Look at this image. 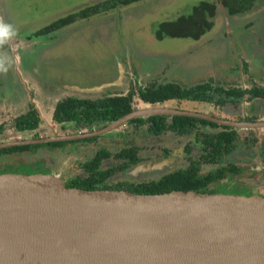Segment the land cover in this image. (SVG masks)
<instances>
[{"label": "rangeland", "instance_id": "rangeland-1", "mask_svg": "<svg viewBox=\"0 0 264 264\" xmlns=\"http://www.w3.org/2000/svg\"><path fill=\"white\" fill-rule=\"evenodd\" d=\"M104 1L108 0H0V19L15 25L18 30L13 43L14 55L10 47L4 49L14 58V63L6 75L0 74V85L9 84L12 80L18 86L14 93L2 91L8 98L3 106L8 109L10 99L14 97L12 102L17 101L19 104L21 101L23 104L20 108L25 110V105L30 103L33 96L38 97L36 101L45 104L47 110L52 105L55 107L69 93V97H87L72 93L71 89L64 86L104 85L116 78L118 66L123 74L122 87L108 88L98 92L97 96L124 95L126 91H134L139 85L146 86L151 81L157 85L173 83L181 88L200 84H209L214 89L238 87L247 92L243 86L248 80L253 89H263L260 83L264 82V0L256 3L248 12L232 16H226L217 4L218 0H140L77 20L49 36L34 40L29 37L58 19ZM200 2L214 4L217 11L211 19V28L198 39L171 38L165 34L161 39L155 37L159 23L171 22L189 14L191 8ZM26 58L32 68L25 61ZM38 90H41L40 94H35ZM246 99L245 95L240 100L244 109L248 108L250 113L254 111L257 115L262 112L259 117L264 116V101H257L248 107L245 105ZM183 104L190 108L191 103ZM131 105L134 110L145 107L175 109L177 105L184 106L176 101L147 105L141 103L135 95L132 96ZM198 112H202V109ZM13 113L16 112L13 110ZM40 126L42 128L35 133L41 138L52 134L61 136L87 133L101 127L75 128L73 124L56 125L52 122L45 123V126L40 122ZM128 127H120L93 142L67 144L61 150L40 148L2 157L0 172L23 175L54 173L68 181L83 176L80 165L88 161L96 150L115 153L131 146L139 149L138 154L143 162L115 175L108 183L154 179L185 164L182 163L180 144L188 141L185 138L178 140L169 134L152 138ZM239 133L240 140L242 138L244 141H237L233 153L216 166H202L200 174L203 176L219 169V164H233L236 171L224 173V179L215 182L210 188L222 194L264 195V162L263 165L259 163L255 166L248 162L254 154L248 152L251 147H264V130ZM30 138L32 133H16L12 128V120L3 124L0 143ZM191 148L198 146L193 144ZM163 151L171 153L164 154ZM246 151L248 153L244 154L245 157L251 155L248 164L242 162L241 154ZM113 163L108 160L103 166L108 167ZM146 166L159 168L146 170ZM140 167L144 170L138 169Z\"/></svg>", "mask_w": 264, "mask_h": 264}, {"label": "water", "instance_id": "water-1", "mask_svg": "<svg viewBox=\"0 0 264 264\" xmlns=\"http://www.w3.org/2000/svg\"><path fill=\"white\" fill-rule=\"evenodd\" d=\"M13 43L8 47L14 55ZM151 116L190 117L236 131L264 130V120L232 121L145 107L89 133L8 141L0 149L94 138ZM0 264H264V196L88 191L66 187L54 173H2Z\"/></svg>", "mask_w": 264, "mask_h": 264}, {"label": "trees", "instance_id": "trees-1", "mask_svg": "<svg viewBox=\"0 0 264 264\" xmlns=\"http://www.w3.org/2000/svg\"><path fill=\"white\" fill-rule=\"evenodd\" d=\"M140 0H108L92 6L85 7L75 13L69 14L64 18L58 19L49 25H46L33 32L29 37L47 36L72 24L77 20L87 19L107 9H112L118 5H128L131 2ZM261 0H218L217 4L223 8L226 15L232 16L248 12L253 6ZM217 8L214 4L200 2L191 8L189 14L178 17L171 22L159 23L154 33L157 39L163 35L171 38H190L198 39L211 28V19L216 14ZM143 104H163L167 101H176L178 104H190L189 109L199 110L201 113L218 117L222 110H229L230 107L238 109L240 100L246 95L247 101L253 99H264V89H249L247 92L239 90L238 87L230 89L212 88L209 84L195 85L189 88H181L173 83L162 85L149 84L139 85L134 89L126 91L124 95L105 96L96 99L68 97L59 101L52 112V121L57 124L73 123L75 128L90 127L93 124H109L131 110L132 96ZM192 105V106H191ZM184 108L185 105L183 106ZM216 112V113H214ZM253 121V119L236 117L232 121ZM38 116L32 107L23 115L13 120L12 128L16 133H32L38 127ZM167 122V123H166ZM149 124L147 132L152 135H160L165 132L182 136L195 130L193 140L199 144V152L195 156H190V146L186 145L185 153L187 165L183 169L170 171L154 179H148L139 182L118 181L110 184L107 180L111 179L115 173L124 172L139 162L136 148L122 149L114 154L105 150H99L85 163L81 165L83 176L74 177L65 181L66 187H75L83 190H119L134 194H161L172 190L194 191L197 193H214L208 188L212 183L224 179V173L235 172L234 166H225L209 172L204 176L199 175L202 165H215L219 160L227 155L235 147L239 137L238 132L233 129L217 126L213 123L194 119L190 117H164L151 116L147 118L133 119L128 124L141 126ZM199 128H206L203 131ZM0 126V134L2 133ZM91 141V140H89ZM64 143H53L47 145L35 146H16L0 149V158L13 154L28 153L33 150L47 147L50 149L59 148ZM113 160L117 162L114 167H101L104 160ZM7 173V172H0Z\"/></svg>", "mask_w": 264, "mask_h": 264}, {"label": "crops", "instance_id": "crops-1", "mask_svg": "<svg viewBox=\"0 0 264 264\" xmlns=\"http://www.w3.org/2000/svg\"><path fill=\"white\" fill-rule=\"evenodd\" d=\"M4 51H6V50H4ZM27 58L25 59V61L28 63L29 67L32 68L30 66L29 61H28ZM246 61L247 62H250L248 60H246ZM253 68L254 67H252V71H253ZM117 69H118V71L115 73L116 78L114 80H112L111 82H109V83H105L104 85H100V86H82V87H85V88L78 87L76 85L75 86H71L70 85V86H64V87L65 88H68L69 90L71 89L72 93H79V95L83 94V95H86L87 97L88 96H95V95H97V93L99 91H93L94 89H96L98 87H102V86L112 85V83H115V84H113L112 86H108L107 88L103 89L102 91L104 92V91L108 90V88L109 89L110 88L111 89H116V88L119 89V88L122 87L121 85L123 84V74H122V71H121L120 66H118ZM32 71L35 72L34 69H32ZM119 73H120V79H119V81H117ZM252 74L254 75L255 73H252ZM0 77L2 78L1 75H0ZM16 84H17L16 82L13 83V81L11 80V82L9 84H4L3 83V84L0 85V115H1L0 116V126H2V128H3V124L6 123V122H8V120H12V122H13V120L16 117H18L20 115H23L25 112H27V107L28 106L29 107H32V109L35 110V112H36V114H37L40 122H43L44 124L47 123V122L50 123L51 122V114H52V111H53V110L50 111V109H53L54 108V105H52L51 108L49 107V109L46 110L45 109V107H46L45 104L44 105L43 104H39L36 101L38 97H33L32 96L31 97V100H30V103L28 105H25L26 106L25 107V110H23V109L20 108V106L23 104L21 101L18 102L19 104L16 103L17 101L15 103L12 102V99L14 97L12 99H10L11 101H10V105H9L8 109H7V106H3V104H6L5 101H7L8 98H7V95H5V94L2 93V91H7L8 90L11 93H14V91L17 89L16 86H18V84L17 85ZM150 84H155V82L151 81ZM263 84H264V82L260 83V86L264 89V85ZM147 85H149V84H147ZM86 87H88V88H86ZM243 88L244 89H247V90H249V89L252 88L251 87V84L249 83L248 80H246V82L244 83ZM40 91L41 90H38V92H35V94H40ZM69 96H70V93L67 94V95H65V98L66 97H69ZM71 97H73V95H71ZM15 100H16V98H15ZM171 101H167V102H171ZM257 101H264V99H253L251 101H247V99H246L245 105H247L248 107H252L254 105V103H256ZM167 102H165V103H167ZM183 108L184 107H180V109H182V110H188V111L190 110V111H193V110L189 109L188 107H186L185 109H183ZM13 110L16 112L15 114L13 113ZM214 113H216V112H214ZM261 113H259L258 115L255 114L254 111L250 113V111L248 110V108L247 109H244V107H242L241 101H240L239 106H238V109L235 110L234 107H230L228 111L227 110H222L221 111V114H219V117L220 118H223V119H228V120H233L236 117H245V116H247V117L252 116V117H254L256 119H260V118H263L264 119V116L259 117V115ZM203 131L205 132V130H203ZM239 132H244V131H239ZM239 132H238V135H240Z\"/></svg>", "mask_w": 264, "mask_h": 264}, {"label": "flooded vegetation", "instance_id": "flooded-vegetation-1", "mask_svg": "<svg viewBox=\"0 0 264 264\" xmlns=\"http://www.w3.org/2000/svg\"><path fill=\"white\" fill-rule=\"evenodd\" d=\"M82 20H84V19H82ZM76 22V21H75ZM74 23V22H73ZM72 23V24H73ZM71 25V24H70ZM66 27V26H65ZM41 37H43V36H40V37H36V38H34V37H31V40H34V39H39V38H41ZM29 40V39H28ZM126 93V92H125ZM95 96H97V95H95ZM66 98H68V97H66ZM76 98V97H75ZM83 98H86V99H96V98H100V96H97V97H93V96H88V97H83ZM65 99V98H64ZM63 100V99H62ZM164 104V103H163ZM154 105H162V104H153L152 106H154ZM131 107H132V105H131ZM175 109H177V110H180V106H178L177 105V107H175ZM133 110V109H132ZM53 112V111H52ZM26 113V112H25ZM51 116H52V114H51ZM220 118V117H219ZM245 119H247V118H250V119H253V121H256L257 119L256 118H254V117H252V116H250V117H247V116H245L244 117ZM223 119V118H222ZM261 119V118H260ZM233 120H235V119H233ZM38 121H39V118H38ZM131 121V120H130ZM243 121H245V120H243ZM51 122L53 123V124H56V125H65V124H73V123H61V124H57V123H54L53 121H52V117H51ZM129 122V121H128ZM128 122L127 123H125L123 126H122V128L124 127V128H127L128 126L129 127H132V129L134 130V131H142L143 133H144V135H146V136H150V137H152V138H161V137H163V136H165V135H172V136H174V138H177L178 140L179 139H183V138H185V140H188V141H185L184 143H180L181 144V154H182V157H181V159H183L182 160V163H185L184 165H182L181 167L179 166V167H175L174 169H172V171H174V170H179V169H183V168H185L186 167V165H187V158H186V153L184 152L185 151V148H186V145L187 144H189V146H190V156H195V155H197V153L199 152V144L198 143H195L194 142V140H193V137H194V134H195V130L194 131H192L191 133H189V134H186V135H182V136H178V135H175V134H172L171 132H165V133H162V134H160V135H152V134H150V133H148L147 132V129H148V126H149V124H143V125H141V126H136V125H134V124H128ZM167 123V122H166ZM98 126V125H101V127H98L97 129H95V130H98V129H101V128H103L104 126H106V125H108V124H106V125H104V124H93L92 126ZM44 126H45V124H44ZM74 126V125H73ZM92 126H90V127H92ZM128 127V128H129ZM39 128H42L41 126H40V121L38 122V127H37V129L35 130V131H37ZM80 128H82V127H80ZM84 128H89V127H84ZM120 128V127H119ZM95 130H91V131H95ZM117 130V129H116ZM35 131H34V133H35ZM91 131H89V132H91ZM115 131V130H114ZM114 131H112V132H114ZM2 132H3V130H2ZM89 132H87V133H89ZM37 133V132H36ZM111 133V132H110ZM2 134V133H1ZM75 134H77V133H75ZM78 134H83V133H78ZM107 134H109V133H107ZM54 134H52L51 136H49V137H52ZM71 135H74V134H71ZM104 135H106V134H104ZM104 135H100V136H97V137H94V138H88V139H83V140H76V141H70V142H56V143H64L61 147H59V148H53L54 150H61L65 145H67V144H74V143H80V142H82V143H88V142H93V141H95L96 139H98V138H100V137H102V136H104ZM56 136V135H55ZM61 136H68V135H61ZM49 137H43V138H49ZM38 138H41V137H38V135H36L35 137L34 136H32V138H30V139H38ZM189 138V139H188ZM89 140H91V141H89ZM240 140V138L238 137V139H237V141H239ZM237 141H236V143H237ZM240 141H244L242 138H241V140ZM248 142V141H247ZM236 143H235V146H236ZM47 144H53V143H46V144H37V145H47ZM193 144H196L197 146H198V148H194V149H192L191 148V146L193 145ZM255 144V143H254ZM28 146H31V145H28ZM32 146H35V145H32ZM43 149H45V150H53V149H50V148H47V147H42ZM127 148H136L137 149V155H138V157H139V162L136 164V165H134L133 167H135V166H137L138 164H140V163H142L143 162V159L139 156V154H138V151H139V149L137 148V147H126V148H122V149H127ZM40 149V148H39ZM122 149H120V150H122ZM37 150V149H36ZM99 150H104V149H98V150H96L95 152H97V151H99ZM119 150V151H120ZM193 150H196L195 152L193 151ZM235 150V147L233 148V150H231V152H229L227 155H225L224 157H222L220 160H219V162L222 160V159H224V158H226V157H228L229 155H231L232 153H233V151ZM105 151H107V150H105ZM94 152V153H95ZM107 152H109V151H107ZM118 152V151H117ZM164 152V151H163ZM248 152H250L251 154H253V157L252 158H250V156L249 157H245V155L244 154H247ZM248 152L246 151L245 153H242L241 155H242V159H243V161L242 162H244V163H247L248 164V162H250L249 164H251V165H258L259 163L261 164V165H263V162H264V147L262 146H258V149H252V147L248 150ZM253 152V153H252ZM93 153V154H94ZM110 153V152H109ZM116 153V152H115ZM169 153H171V151H165L164 152V154H169ZM111 154H114V153H111ZM234 155V154H233ZM232 155V156H233ZM93 156V155H92ZM236 157V156H235ZM250 158V159H249ZM248 159H249V161H248ZM108 160H110V159H108ZM108 160H104L103 161V163L105 162V161H108ZM113 161V160H112ZM181 161V160H180ZM248 161V162H247ZM87 162V161H86ZM114 162V161H113ZM218 162V163H219ZM85 163V162H84ZM103 163H102V165H101V167H103V168H109V167H114V166H116L117 165V162H114L112 165H110V166H108V167H104L103 166ZM217 163V164H218ZM83 164V163H82ZM81 164V165H82ZM217 164H215V165H202V166H216ZM81 165H80V167H81ZM235 166V165H233V164H227V165H220L219 164V168H222V167H225V166ZM201 166V167H202ZM133 167H131V168H133ZM201 167H200V169H201ZM131 168H129V169H131ZM236 168V167H235ZM128 169V170H129ZM128 170H126V171H128ZM126 171H124V172H126ZM200 171L201 170H199V175H201L202 176V174H200ZM124 172H122V173H124ZM120 172H117V173H115L114 174V176L115 175H117V174H119ZM168 173V172H167ZM47 174V173H46ZM163 174H165V173H162L161 175H163ZM207 174V173H206ZM161 175H159V177L161 176ZM113 176V177H114ZM204 176V175H203ZM151 179V178H150ZM66 180H64V182H65ZM107 182H108V180H107ZM212 184H214V183H212ZM211 184V185H212ZM210 185V186H211ZM214 187V186H213ZM119 190H122V189H119ZM123 190H125V189H123ZM208 190L209 191H213L212 190V188H208ZM208 193V192H207ZM215 193V192H214ZM252 195H257V194H252ZM246 196H249V195H246ZM260 196H264V195H260Z\"/></svg>", "mask_w": 264, "mask_h": 264}, {"label": "clouds", "instance_id": "clouds-1", "mask_svg": "<svg viewBox=\"0 0 264 264\" xmlns=\"http://www.w3.org/2000/svg\"><path fill=\"white\" fill-rule=\"evenodd\" d=\"M18 36V30L15 25L6 23L0 19V74H7L9 68L14 63V58L4 51L6 46L10 45Z\"/></svg>", "mask_w": 264, "mask_h": 264}]
</instances>
